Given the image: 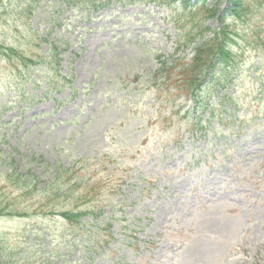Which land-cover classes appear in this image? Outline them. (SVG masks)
Masks as SVG:
<instances>
[{"label": "rangeland", "instance_id": "obj_1", "mask_svg": "<svg viewBox=\"0 0 264 264\" xmlns=\"http://www.w3.org/2000/svg\"><path fill=\"white\" fill-rule=\"evenodd\" d=\"M63 1L0 0V206L11 207L0 215V264H60L74 232L99 243L110 233L95 264H264V0L207 1L225 11L237 58L206 77L198 106L171 104L177 95L150 80L158 55L200 40L196 24L220 29L216 15L193 14L198 0ZM242 6L234 20L229 9ZM57 31L71 68L65 57L32 74L20 65L17 83L1 45L44 52ZM68 72L44 99L47 80ZM19 97L37 99L22 110ZM59 156L80 158V169L50 175ZM121 175L113 192L109 178ZM65 209L89 213L71 223Z\"/></svg>", "mask_w": 264, "mask_h": 264}, {"label": "trees", "instance_id": "obj_2", "mask_svg": "<svg viewBox=\"0 0 264 264\" xmlns=\"http://www.w3.org/2000/svg\"><path fill=\"white\" fill-rule=\"evenodd\" d=\"M205 10L209 11L210 14L209 9ZM8 50H10L11 53H16V51L12 48ZM224 52L226 51L223 48V42L220 41L219 38L202 40L196 46V54L189 66L181 72L183 74V79H185V81L181 82L183 89H186L188 83L191 85L193 82H198V76L202 75L209 67L211 68L213 66L214 59H222V57H225L227 53L224 55ZM6 209L7 207L3 204L0 206V212L5 211ZM67 218L69 219L71 216H67Z\"/></svg>", "mask_w": 264, "mask_h": 264}]
</instances>
